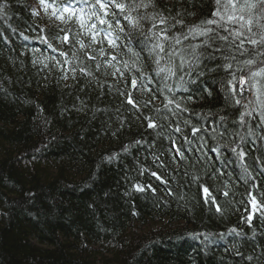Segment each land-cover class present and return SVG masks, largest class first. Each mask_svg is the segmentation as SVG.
I'll return each mask as SVG.
<instances>
[{
	"label": "trees",
	"instance_id": "obj_1",
	"mask_svg": "<svg viewBox=\"0 0 264 264\" xmlns=\"http://www.w3.org/2000/svg\"><path fill=\"white\" fill-rule=\"evenodd\" d=\"M154 3L140 14L163 13L175 25L170 34L176 35L181 29L177 20L186 32L211 18L215 8L214 0ZM0 6V264H96L103 258L102 246L121 254L123 264H264V207H259L264 205V178L258 173L262 191L247 190L211 153L201 151L227 145L229 134L238 130L235 124L221 127L240 118L233 96H242L239 79L232 93V71L222 65L231 62L235 71L246 59L238 64L224 60L230 54L215 51L223 42L209 40L212 47L197 49L202 53L198 65L177 67L176 75L162 82L165 74L154 76L156 65L141 51L139 32L127 27L131 39L124 43L140 52L147 76L139 82L153 91L134 90L131 76L139 78V73L124 71L123 61L131 64L126 48L114 51L105 42L104 56L99 55L100 45L93 46L95 52L81 49L75 23L56 19L39 0H0ZM141 23L145 30L151 26ZM38 32L48 37V48L20 49L24 36ZM65 32L67 43L56 38ZM79 38L89 43L87 36ZM204 39L186 40L178 47L202 45ZM111 55L120 61L112 63L124 71L123 78L112 75ZM180 77L186 79L182 88L175 87ZM129 92L139 111L127 103ZM171 93L183 114L177 120L161 115L163 96ZM148 116L155 129L147 126ZM210 126L212 137L203 132ZM194 128L200 131L191 136ZM121 150L126 152L115 157ZM142 167H155L153 172L160 173L173 195L163 193L153 172L145 174ZM137 185L145 190L137 191ZM201 185L219 189L221 212L210 200L205 202ZM250 194L257 200L255 210ZM167 217L170 224L164 221ZM134 227L135 233L129 229ZM138 228L156 229L138 236ZM188 232L199 236L193 241L180 236Z\"/></svg>",
	"mask_w": 264,
	"mask_h": 264
},
{
	"label": "snow or ice",
	"instance_id": "obj_2",
	"mask_svg": "<svg viewBox=\"0 0 264 264\" xmlns=\"http://www.w3.org/2000/svg\"><path fill=\"white\" fill-rule=\"evenodd\" d=\"M40 4L44 7L47 12L49 8L52 9V15L56 19L63 23L74 22L78 27V34L76 37V43L80 45L81 49L86 47L91 48L93 52L97 51L94 45H100L99 55H105L104 44L114 51L126 48L128 53L131 54V64L128 60L123 61L124 71H131L135 69L139 73V78L136 75L131 76L130 87L132 89L143 88L148 92L153 90L147 86V84L140 83V80L147 79L146 73L143 71V66L140 64L141 56L140 52L135 51L131 43H124V41H130L131 34L126 31L127 27H131L139 32L142 37L141 51H147L148 58L156 65V75L162 77V82L171 79L176 75L175 69L179 67L183 69L184 67L194 68L200 63V56L202 53H198L197 49L202 46L212 47L209 44V40L222 41L223 43L215 48V51L224 53L227 51L230 55H223L224 60H235L236 55L232 53H238L243 56L249 51H251L256 58L264 57V0H214L215 8L211 14V18L203 20L200 24L189 26L185 32L184 25L182 21L177 20L176 24L181 25L180 34L175 33L170 34L171 29L175 25L169 24V19L163 13H151L147 15H141L139 10H147L149 7H155L154 0H63V2L57 4L56 0H52L51 3L48 0H39ZM3 6H0V12H3ZM136 13V15H133ZM33 12V15H36ZM122 21H127V25L123 24ZM141 21H148L150 27L145 30L144 25ZM258 29V31H254ZM63 31V29H61ZM71 31V29H69ZM223 33V34H222ZM82 34L89 38V43L85 45L84 41L79 38ZM123 36V39H122ZM198 37H205L201 44H189L184 47H178L183 44L186 40H195ZM62 42L67 43L69 41V36L67 32L63 36H57ZM45 42L47 39L45 38ZM251 46V49L245 47V44ZM227 46V47H225ZM88 59H95L96 57L85 53ZM65 55V53H61ZM177 60L179 63L177 64ZM112 61L117 60L116 55H111L108 61L110 67L114 69L112 75L119 73L120 77H124V71L117 67ZM162 61H165L162 64ZM67 62V61H66ZM244 66L249 69L248 77L240 76L239 83L241 85L240 92L243 93L244 85L248 81H252L250 87L254 89V101H249V104H254L251 110L249 109V104H245V111L240 116L241 124L244 123L245 116H252L254 111L257 112L261 121H264V85L256 79L257 77H264V67H260L257 70H252L251 66L256 63L255 59H246L243 62ZM264 64V60L261 61ZM97 70H99L100 65H96ZM222 67L225 71L233 69V64L231 62L223 64ZM85 72L84 69H81ZM235 71L243 72V67H238ZM235 71H232V80L228 83L232 85L231 91L234 94L237 89L235 87V82L237 77ZM86 75L90 74L85 72ZM183 80V77H180ZM151 81L149 80V83ZM169 92L172 89L165 84ZM183 87V85H181ZM156 97L153 96V99ZM167 103L165 107L168 108L169 105L175 104L176 108H180V104L173 99L165 96ZM127 103L137 111L140 109V104L133 99L132 93L127 94ZM151 103V101L146 102ZM236 104H240V100L235 101ZM172 111L171 108H168ZM159 112V109L156 110ZM147 120V126L149 128L155 129L157 127L156 122L152 117H145ZM176 132L180 131L179 127H176ZM200 131L199 128L193 129V135ZM243 139V138H242ZM176 151L179 153V149ZM236 151V149H233ZM237 155L243 159L245 153L243 150L239 151ZM180 157L183 158V153H180ZM246 171V169H245ZM153 176L159 180L161 179L155 172L152 173ZM163 182V181H162ZM150 187V186H149ZM202 193L204 195L205 202L211 201L212 205L215 207L217 212H221L219 204L216 202L214 196H211L209 189L201 185ZM137 191H144V187L137 185ZM153 191H155L153 189ZM224 196L228 193L224 192ZM250 201L253 210L258 207L257 200L255 196L250 194ZM259 207H264L260 205ZM251 221V215L247 218ZM231 231L235 232V229ZM238 234V233H237ZM251 259V257H249Z\"/></svg>",
	"mask_w": 264,
	"mask_h": 264
},
{
	"label": "bare ground",
	"instance_id": "obj_3",
	"mask_svg": "<svg viewBox=\"0 0 264 264\" xmlns=\"http://www.w3.org/2000/svg\"><path fill=\"white\" fill-rule=\"evenodd\" d=\"M254 31H258V29L254 28ZM42 34L43 33L38 32V33H31L30 36L29 35L24 36L23 37L24 43L18 42L20 49L25 50V51L28 50L29 52L32 50L33 52H35V50L42 49L43 47L48 48V45L45 42L46 36H42ZM23 47H25V48H23ZM245 47L250 49V45H248L247 43L245 44ZM232 54L236 55V59L232 60V62L234 64H238L241 61V59H248L249 56H253L254 59L256 60V63L251 66L252 70H257L260 67H264V64L261 63V61L264 60V57L256 58L254 56V54L250 51L243 56L239 55L238 53H232ZM59 58H61L60 55H59ZM60 61H62V60L60 59ZM242 67H244V66H242ZM230 71H234V68H233V70H230ZM248 74H249V69L247 66L244 67L243 72H240V71L235 72L237 79H239L240 76H244L245 78H247ZM154 76L157 77V75H154ZM156 77H154L151 80L150 83L152 85H153V80L157 79ZM256 79L260 82L261 85H264V77H257ZM185 80H186L185 77H183V80H181V79L177 80L175 87L182 85V83H184ZM251 83H252V81H248L247 85H249V86L247 88H244L245 90L243 91L242 96H239V95L233 96L234 97V99H233L234 102L232 101L233 104L235 106L239 107L240 109H242L243 111H245V108H244L245 104H249V101L255 100V96H254L255 90L250 87ZM161 91H162V89L159 88L155 93L158 94ZM239 91H240V89H239ZM165 96L172 98L173 95L171 93L170 96H168L167 94ZM165 96H163V97H165ZM237 99L241 101V103L239 105L235 103V101ZM164 101L165 102H162L163 103L162 104V110H161L162 111V113H161L162 117H164V115L167 116V114H168L169 119L171 116H174L175 120H177V118L179 116H183L182 112L178 108L176 110L173 109V104L168 106V108L172 109V111H169L168 108L165 107V104L167 103V101L166 100H164ZM253 107H255L254 104H249L248 110H251ZM174 110H175V114H174ZM181 118H182L181 120L184 121L183 117H181ZM235 120L236 121L240 120V118H236ZM183 125H185V123H183ZM235 125H236V128L238 130L236 133L232 131L229 134V143L227 145H225L221 148H211V149L208 148L209 150L206 147H203V148H201V151L203 154H207L208 152L211 153V155H213V157H214V162H217V164L219 163L218 166L219 165L222 166V169H226L227 172H229L231 174H235L238 177L240 176V178H238V179H240L239 184L241 187H244L247 190L256 189L257 192L262 191L263 189H261V184L259 181L260 179L258 178L257 175H258L259 171H261L263 174L262 176H264V157H263V155H264V138L257 136V133H254V130L256 128H258L260 130L262 125H264V121H261L257 112L254 111L252 113V116H245L244 117V123L243 124H241V122H239ZM190 131H191V136H194L193 135V129H191ZM203 132L206 135H209L212 137V134L214 133V129L211 126L208 128L203 127ZM221 135H224V133ZM249 138L251 139L252 142L247 141ZM192 141H195V140L192 139ZM233 149H236V151H233ZM226 150L230 151L231 155L230 154L225 155ZM241 150H243V152L245 153V156L243 159H241L237 155V153ZM122 152H126V150H123V151L121 150L120 152L115 153L116 154L115 157H118L119 155L117 156V154H121ZM209 160H210V158H209ZM154 168L155 167L148 169V168L142 167L143 172H145V174L152 173ZM245 169H246V171H245ZM154 172L161 178L160 173H157L156 171H154ZM151 177L158 182V185L162 189L163 193L168 192L169 196L173 195L171 193L173 191L167 189V187L162 182V178L158 180L156 178V176H153L152 174H151ZM208 189H209L211 196H214L216 201L221 197V194L218 193L219 189L216 188V190H213V188L210 189L209 187H208ZM155 193H157L161 197L162 193H161V191H159V189ZM201 193H202V190H201ZM167 198H168V196L166 197V199ZM251 218H252V216H251ZM164 219H165L164 220L165 223L170 224V218L167 217ZM129 229H131L133 233H135V231H136L135 227L129 228ZM151 230L152 229L140 230L138 228L137 235L138 236L148 235V233ZM180 236L181 237H189L188 241H193V239H195L196 237L198 238L199 235L195 234L194 232H188V233H186L184 235H180ZM136 242L137 241H134V243H136ZM148 244L152 245L153 242L148 243L146 241L145 245H148ZM98 247H99V244H98L97 248ZM101 248H102L101 253L103 255V258H102V260L96 261L95 262L96 264H123L122 259L120 257L121 254L118 253V255H117V253L115 251L109 250V248L106 246H102ZM95 249H96V247H95ZM110 253H113V254H110Z\"/></svg>",
	"mask_w": 264,
	"mask_h": 264
},
{
	"label": "rangeland",
	"instance_id": "obj_4",
	"mask_svg": "<svg viewBox=\"0 0 264 264\" xmlns=\"http://www.w3.org/2000/svg\"><path fill=\"white\" fill-rule=\"evenodd\" d=\"M240 114H241V113H239V115H240ZM239 122H240V120H237L236 123H233V122H232V123L224 124V122H222V123H221V124H222L221 127L226 128V127L232 126V125H234V124H237V123H239ZM258 131H259V129H257V131H254V133H257ZM257 136H259L258 133H257ZM261 138H264V136H262ZM247 141L252 142L250 138H249ZM263 157H264V155H263ZM262 175H263L262 172L259 171V176H262ZM233 178H237V179H238V178H240V176L238 177L237 175H234ZM261 178H264V176H262ZM238 180H240V179H238ZM155 229H156V228H153L152 230H155ZM207 245H208V247H209V246H212V247H213V246L216 245V244L208 243Z\"/></svg>",
	"mask_w": 264,
	"mask_h": 264
}]
</instances>
